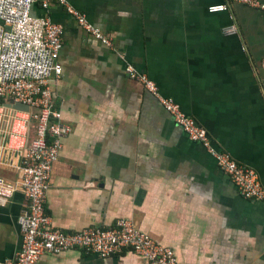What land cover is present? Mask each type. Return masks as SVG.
<instances>
[{
    "label": "crops",
    "instance_id": "crops-1",
    "mask_svg": "<svg viewBox=\"0 0 264 264\" xmlns=\"http://www.w3.org/2000/svg\"><path fill=\"white\" fill-rule=\"evenodd\" d=\"M111 40L85 32L59 1L36 18L63 27V75L50 82L72 128L54 165L47 211L66 232L121 219L172 248L178 264H264V200L246 198L161 100L147 74L264 186V11L234 0H64ZM264 4V0H260ZM228 5L213 13L211 7ZM238 28V35L227 29ZM0 113V176L20 179V115ZM21 191L0 206V261L20 250ZM37 264H149L133 254L44 255Z\"/></svg>",
    "mask_w": 264,
    "mask_h": 264
},
{
    "label": "built area",
    "instance_id": "built-area-1",
    "mask_svg": "<svg viewBox=\"0 0 264 264\" xmlns=\"http://www.w3.org/2000/svg\"><path fill=\"white\" fill-rule=\"evenodd\" d=\"M55 1L66 7L85 32L112 47L110 39L64 0H0V113L8 105L20 104L29 108L28 112L11 109L20 115L21 124L17 128L20 132L15 131L16 135H22V141L15 145L21 158L20 179L9 182L0 176V206H6L15 193L21 191L27 199V207L18 217L20 250L12 259L0 261V264H37L44 255L70 252H82L101 259L129 253L149 264H178L172 248L141 232L131 220L121 219L109 229L88 228L76 233L57 228L49 216L47 199L52 171L60 159L64 140L72 134L73 128L64 120L50 86V82L58 81L63 75L60 62L64 47L63 27L48 17L36 18L32 12L35 6L47 12ZM234 1L264 11L260 0ZM227 10L228 5L210 9L213 13ZM227 33L238 35V28L233 26ZM125 70L132 80L161 100L189 139L204 146L246 198L264 200V186L256 170L237 163L229 153L218 151L207 130L172 99L164 97L160 87L147 74L138 72L129 63ZM31 132L35 133L33 138Z\"/></svg>",
    "mask_w": 264,
    "mask_h": 264
},
{
    "label": "water",
    "instance_id": "water-1",
    "mask_svg": "<svg viewBox=\"0 0 264 264\" xmlns=\"http://www.w3.org/2000/svg\"><path fill=\"white\" fill-rule=\"evenodd\" d=\"M7 107H8V109H13L16 111H24V112L29 111L28 106H24V105H20V104L8 105Z\"/></svg>",
    "mask_w": 264,
    "mask_h": 264
},
{
    "label": "rangeland",
    "instance_id": "rangeland-1",
    "mask_svg": "<svg viewBox=\"0 0 264 264\" xmlns=\"http://www.w3.org/2000/svg\"><path fill=\"white\" fill-rule=\"evenodd\" d=\"M35 136L34 132H31V138H33Z\"/></svg>",
    "mask_w": 264,
    "mask_h": 264
}]
</instances>
